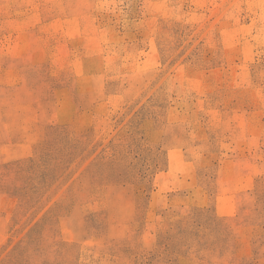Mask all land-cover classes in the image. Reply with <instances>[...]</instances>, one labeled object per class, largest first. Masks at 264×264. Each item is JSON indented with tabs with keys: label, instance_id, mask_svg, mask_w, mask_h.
<instances>
[{
	"label": "rangeland",
	"instance_id": "rangeland-1",
	"mask_svg": "<svg viewBox=\"0 0 264 264\" xmlns=\"http://www.w3.org/2000/svg\"><path fill=\"white\" fill-rule=\"evenodd\" d=\"M0 264H264V0H0Z\"/></svg>",
	"mask_w": 264,
	"mask_h": 264
}]
</instances>
